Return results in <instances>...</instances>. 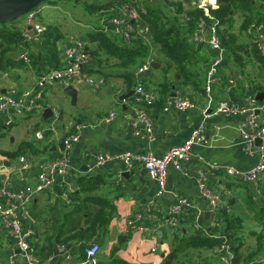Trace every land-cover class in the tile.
Segmentation results:
<instances>
[{
  "label": "crops",
  "instance_id": "crops-1",
  "mask_svg": "<svg viewBox=\"0 0 264 264\" xmlns=\"http://www.w3.org/2000/svg\"><path fill=\"white\" fill-rule=\"evenodd\" d=\"M110 1L112 0H80L77 3L61 0L57 5L50 2L42 5V8L50 7L56 11L50 15L49 20H43L42 18L39 20L45 24H55L60 27L65 35V39L59 43L63 52L66 47L78 41L82 42L86 49L94 48L96 43L89 41L86 34L99 23V16L98 13H89L85 9V4L86 2L101 4L109 3ZM261 7L264 13V3L261 4ZM111 12L115 14L121 11L118 7H113ZM236 17H238L239 25L236 26L237 22L235 20L234 32L240 37L241 42H251L252 37L250 35L240 32L242 16L238 14ZM24 20L25 17H22L13 23L18 27H23ZM259 24H263L262 32H264V19ZM25 33L26 31H24V36L30 38ZM240 34H243L244 37L241 38ZM212 55L213 52L211 51ZM117 62L118 60L112 57L106 64L107 71L112 73V75L108 76L94 71L98 67L97 61L94 59H90L88 63L83 65L82 71L87 76L92 77L97 82L96 85H92L85 80L75 79L68 83L54 80L41 86L39 85V79L42 76L40 77L31 66L12 69L9 72L0 70L1 93L11 95L17 99H27L28 101L35 99L39 94L40 102L45 105V108L50 107L53 112L54 110L59 111V118L55 121L53 127L51 126L54 117L53 113L45 117L44 110H34L16 116H10L9 114L0 115V150L15 152L25 142L38 146L37 149L39 150L38 154H34L32 149H27L26 153L21 155L25 156L29 162L31 166L29 171L21 169L20 157H8L0 153V190L7 188L20 191L27 186L36 184L39 168L60 156L64 145L63 139L75 133L77 126L80 125L82 126L79 130L80 139L73 144L69 153L72 165L71 173L58 177L50 190L37 194L31 204V214L34 205L39 206L43 210L42 213L46 215L50 199L52 202L57 200L58 197L62 200H67L66 191L75 188L78 177L91 173L100 174L106 181L102 193L113 192L111 196L115 198L118 210L117 216L108 226L104 236L97 239V243L100 244V250L93 261L95 262L96 258L98 259L99 257L103 261H107L110 257L111 247L117 242L118 237L120 235H129L128 241L118 252L121 258L131 263L159 264L165 256L163 254H166L167 249L170 248L172 235L169 234L166 239L162 237V240L159 241L160 246L153 250L154 246H156V241L144 232L138 230L129 231L130 227L127 224V219L135 212L146 210L150 204H153L157 211L166 213L167 209L176 202L178 196L188 198L193 202L194 208L198 207L204 211L205 216V212L209 210V204L201 196L198 186L197 172L201 167V163L196 158H193V161L188 166L189 173L187 174L170 166L166 191L171 192L172 195L165 197L158 194V184L149 178L147 170L142 165L137 164L133 169H128L121 162L110 161L100 167H96L85 156V153L121 154L126 151H152L157 155H162L170 147L182 144L195 128L206 122L208 124V134L211 138L210 145H195L193 147L194 154L204 155L205 159L211 164H227L242 170L253 167L258 161V154L250 155L242 148L240 124L244 121L245 115L206 116L204 110L208 108L209 103L206 91L196 89L193 85L185 83L173 85L171 79L172 77L177 78L176 75L178 73L176 72L168 74L172 88L165 97L164 102L161 103L162 105L160 107H147V111L149 110L154 123L155 139L153 141L148 139L144 125H140L138 128L139 133H137V129L132 125V120L136 116V106L138 105L134 99L135 92L126 99H122V96L129 93L132 89L135 90L139 77L138 69L141 64L134 68L135 70L133 71L124 70L127 74L134 76L135 85L132 88H128L125 77L121 74L122 69L116 66ZM155 62L160 65L156 68L151 67L139 75L142 79V76L147 77L143 80L144 87L155 93V101L158 102L162 94V88L159 84L164 82L165 75L163 69H161L162 63L158 60ZM230 66V59L227 57L221 68L222 73H229ZM247 71L260 85V89L257 92L264 91V66L251 57L248 60ZM234 74L235 77H238L235 86V88H238L239 80L243 79L242 82H245L246 77L243 78L236 71ZM204 77L203 87L206 85L207 78L205 71ZM100 79H103L102 83L99 82ZM67 84H73L78 88L76 104H73L71 98L63 91L64 86ZM27 93L29 94L27 95ZM175 95H185L192 98L196 103L195 108L181 110L169 103L168 97ZM223 96L224 94L220 91L219 85H215L211 94L213 99L212 108L217 104L218 99ZM260 102L264 103V100ZM111 112H115V117L111 120H106ZM85 124L86 126L83 127ZM38 132L43 133V138L38 139ZM85 166L88 170H84ZM207 171L209 186L223 191L224 196L235 211H244L245 217L249 218V213L252 212L248 210L246 198L251 195L258 202L260 198L257 200V194L261 195V193H264V182H262L261 193H258L254 185L227 176L223 170H215L208 167ZM124 172H127L128 175H124ZM185 211L193 213L194 209L190 208L189 210L187 207ZM34 222L38 223L36 220ZM34 222L24 219L23 226L25 230L33 227L36 233L39 225L34 224ZM202 224L207 226L210 222L203 218ZM191 230H193L192 226L188 228V231ZM40 243V240L36 239V235L31 240V244L34 247L32 255L39 264H82L85 262L76 261L74 258V244L56 246L55 253L41 262L40 258L36 257L35 254L36 248L39 247ZM62 246L65 249L60 251L59 248ZM68 252L71 254V258H68ZM12 259L16 261V264H27L13 237L0 223V264H10ZM214 263L220 264V261L214 260Z\"/></svg>",
  "mask_w": 264,
  "mask_h": 264
},
{
  "label": "trees",
  "instance_id": "trees-1",
  "mask_svg": "<svg viewBox=\"0 0 264 264\" xmlns=\"http://www.w3.org/2000/svg\"><path fill=\"white\" fill-rule=\"evenodd\" d=\"M60 1L46 0L44 3L51 2L57 5ZM66 1L80 2V0ZM193 1L196 0H142V3H139V0H112L101 4L86 2L85 9L89 13H98L99 16V23L86 34L89 41L96 43V47L86 49L90 59L97 61L98 67L94 71L104 76L112 75L107 71L106 64L114 57L118 60L116 66L122 69L121 74L125 77L127 87L132 88L135 85L134 76L127 74L124 70H135L134 68L153 54L152 47L145 38L135 37L126 40L112 31H105L102 25L103 19L106 23L110 17H116L111 12L113 7L122 8L124 5L132 4L141 14L140 6L146 9L142 17L149 28L148 36L153 40V47L156 48V53H159L155 59L162 63L161 69L165 75L164 82L159 84L162 88L160 99L158 102L154 101L148 108L162 105L161 103L171 91L168 74L173 72L180 75L179 79L172 77L173 85L185 83L193 85L196 89L205 90L204 71L206 72L211 58V50L192 40V35L201 19L205 20L207 26L214 20L217 21L218 33L231 64L229 73L223 74L224 82L229 76L237 79L235 71L243 78L246 77L245 82H242L243 79L239 80L238 88H232L230 92L232 99L237 101L242 99L240 95H254L260 89V85L247 71L248 60L252 57L264 66V53L261 52L258 42L248 30L254 22L258 23L264 19L261 7L264 0H218V7L210 9V16L213 18L207 15L204 9L193 5ZM238 14L242 16L240 32L250 35L251 42H241L240 37L234 32ZM38 19L41 20L40 16ZM46 25L47 30L39 37V41H34L33 38L24 36V26L18 27L13 22L0 23V70L2 72L31 66L41 77L64 66L63 51L59 43L65 39V35L59 26ZM24 50L27 51V59L21 56ZM142 77V80L147 78ZM37 147L30 142H25L15 152L0 150V153L8 157H20L26 153L27 149H32L34 154H38ZM105 184L106 181L100 174H85L78 177L74 189L66 191L67 200H62L60 197L54 202L49 200L46 215L42 213L43 210L39 206L32 207V215L39 223L34 222L39 225L38 229L35 227L36 239L41 242L38 248L36 245L35 254L41 262L55 253L56 246L68 244H74L73 256L76 261L87 260L86 248L104 236L108 226L117 216L115 198L111 196L113 192L102 193ZM263 195L264 193L257 194V200L260 198L258 202L249 195L246 203L248 210L254 214V218L259 223L263 222L264 225ZM233 209L230 203L227 207H222L219 218L211 230L208 226L194 228L195 216L190 211L181 213L177 226L162 228L163 234L160 239L162 240V237L166 239L171 234L172 240L170 248L167 249L159 264H194L196 262L215 264L214 260L220 261L218 249L225 239L233 244L232 250L235 252V257L232 264L255 262V264H262L261 259L264 257L262 235H259L261 242L257 250L244 256L240 251L243 245L242 238L238 234L242 220L237 218ZM162 217L166 218V215L162 214ZM191 226L193 230L188 231ZM128 239L129 235H120L111 247L107 261L99 257L95 262L91 260L89 264H153L131 263L121 258L118 252ZM257 256L260 257L257 258ZM220 264L224 263L220 261Z\"/></svg>",
  "mask_w": 264,
  "mask_h": 264
},
{
  "label": "built area",
  "instance_id": "built-area-1",
  "mask_svg": "<svg viewBox=\"0 0 264 264\" xmlns=\"http://www.w3.org/2000/svg\"><path fill=\"white\" fill-rule=\"evenodd\" d=\"M142 3V0H139ZM193 5L204 9L207 15L210 16V9L218 7V0H196L193 1ZM142 14L146 13V9L140 6ZM120 13H115L116 17H110L105 23L104 19L102 24L105 31H112L120 37H124L126 40H130L135 37H142L146 39V42L152 47V55L148 57L138 69V81L135 88V102L136 116L132 120V125L137 129L140 125H144L147 137L150 141L155 139L154 136V123L152 117L147 111V107L155 101V93L147 90L144 87L143 80L139 74H142L152 67V63L156 61L157 55L156 48L153 47V40L148 36L149 28L142 17L141 12L135 5H124L119 8ZM39 9L33 10L26 14L24 20V26L26 36H30L28 29L32 28L34 41H39V37L47 30V25L38 19ZM211 17V16H210ZM213 18V17H211ZM209 25V24H208ZM263 24L254 22L248 32L258 42L261 52L264 53V32H262ZM193 42L197 44H203L210 48L213 52L209 63L206 68V85L205 91L208 95V108L204 110L206 116L210 115H245L244 121L240 124V134L242 139V148L248 154H258L257 163L247 169L242 170L235 168L227 164H211L205 159L202 154H194L193 147L195 145L209 146L210 136L208 134V124L206 122L201 123L197 128L193 130L191 135L179 145H174L165 151L162 155H157L152 151L145 152H131L126 151L121 154L112 153H94L86 152L85 156L94 163V166L100 167L106 162L118 161L121 162L126 168L133 169L137 164L142 165L148 173L151 180L158 184V194L164 195L167 186V178L169 167L173 166L179 171H183L186 174L189 173L188 166L193 158H196L201 167L198 170V186L201 196L208 201V209L211 212L210 224L207 225L211 230L215 226L216 220L219 218V211L222 207H227L228 202L224 196L223 191L213 189L208 184V171L207 168L215 170H223L227 176L234 177L245 183L254 185L258 193H261V187L264 177V103H261L254 95L242 96V99H232L230 92L232 88H235L237 79L229 76L224 82L222 66L227 58L226 48L222 45L221 37L218 33L217 21L207 26L205 20L201 19L198 23V28L192 35ZM21 56L27 59V51L24 50ZM90 60V54L86 51L84 44L80 41L75 42L71 46L65 48L63 52L64 66L61 69L51 71L44 74L39 79V85L43 86L48 82L54 80H60L65 83L72 82L75 79L85 80L92 85H96V81L87 76L82 67ZM100 83L103 79L99 80ZM215 85H219L220 91L224 94L223 97L218 99L217 104L212 108L213 99L211 94ZM29 93H27L28 95ZM241 96V95H240ZM40 95L38 94L35 99L28 101L27 99H17L11 95L0 92V115L9 114L10 116L22 115L26 112H32L34 110L45 109V105L40 102ZM169 103L175 105L181 110L195 108V101L185 95H175L168 97ZM212 108V109H210ZM52 127L55 121L59 118V111L53 112ZM115 117V112L106 118L111 120ZM83 125V127H85ZM82 126H77L75 133L66 136L63 139V148L60 152V156L52 160L46 165H42L37 171V182L34 185L27 186L23 190L14 191L11 189L3 188L0 190V223L10 233L16 242L18 248L21 250V254L26 259L27 264H39L35 258H33L34 247L31 244V240L35 235L33 227L25 230L23 226V220L28 219L32 222L35 221L31 214V204L37 194L50 190L58 177L69 175L72 171V165L70 161V150L75 142L80 139L79 130ZM38 139L43 138V133H37ZM259 141V142H258ZM19 161L21 163V169L29 171L31 166L25 156H20ZM260 195V194H258ZM190 210L194 209L192 213L195 216L194 228H206L202 224L204 218V211L200 208H194L193 202L184 196H178L175 203H173L166 211L161 213L155 209L153 204H150L149 208L144 211L135 212L127 219V224L130 227L129 230H138L151 236L156 241V246L153 250H156L160 246L162 228L164 226L175 227L179 224V215L185 211V208ZM166 215V218L162 217ZM233 244L228 239L222 241L219 247V258L224 264H232L235 257V252L232 250ZM60 251L64 250V246L59 248ZM100 250V244L94 242L90 247L86 248L87 260L82 264H88L89 261H93V258ZM68 258H71V254L67 253ZM261 263L264 264V257L261 259ZM10 264H16V261L12 259ZM194 264H203L196 262Z\"/></svg>",
  "mask_w": 264,
  "mask_h": 264
},
{
  "label": "water",
  "instance_id": "water-1",
  "mask_svg": "<svg viewBox=\"0 0 264 264\" xmlns=\"http://www.w3.org/2000/svg\"><path fill=\"white\" fill-rule=\"evenodd\" d=\"M46 0H0V23H8V22H14L22 17H24L29 12L36 10L40 7L42 3H44ZM30 30L29 35H33L31 26L28 27ZM160 64L158 62H153L152 67L156 68ZM177 78H180V75H176ZM63 91L66 95H68L73 104L77 103L78 100V88L75 87L73 84H67L64 86ZM135 92L134 89H132L129 93L122 96V99H126L133 95ZM256 98L259 101L264 100V91H259L256 93ZM53 111L52 108L47 107L44 109V116L48 117L52 115ZM259 142V141H258ZM84 170H88V168L85 166ZM36 173V171H34ZM124 175H128L127 172H124ZM264 182V177H263ZM171 194V192H164V196L167 197ZM172 195V194H171ZM211 212L210 210L205 212L204 218L208 221L211 218ZM165 255V254H163Z\"/></svg>",
  "mask_w": 264,
  "mask_h": 264
},
{
  "label": "rangeland",
  "instance_id": "rangeland-1",
  "mask_svg": "<svg viewBox=\"0 0 264 264\" xmlns=\"http://www.w3.org/2000/svg\"><path fill=\"white\" fill-rule=\"evenodd\" d=\"M48 3L49 2H46V3H43L42 5H46ZM42 5H40V7L38 8L39 9V16L43 20H49L50 15L52 13H54L56 10H54L50 7L42 8ZM236 22H237L236 26H238L239 25L238 17H236ZM240 36H241V38L244 37L243 34H240ZM51 126H52V124H51ZM227 202L229 203L228 200H227ZM235 212L237 214V218H240L242 220V222H240L241 227L238 230V234L242 238V244H243L240 247V251H242L243 255L246 256L251 251L257 250L258 246H260L261 241L259 240V235L261 234L262 238L264 239V225H263V222L259 223L254 218V214H252V213L248 212L249 218H247V217H245V214L243 213L244 211L241 212L240 210H237ZM259 257L257 256V258H259ZM255 263H253V264H255Z\"/></svg>",
  "mask_w": 264,
  "mask_h": 264
},
{
  "label": "clouds",
  "instance_id": "clouds-1",
  "mask_svg": "<svg viewBox=\"0 0 264 264\" xmlns=\"http://www.w3.org/2000/svg\"><path fill=\"white\" fill-rule=\"evenodd\" d=\"M213 3H214V0H213Z\"/></svg>",
  "mask_w": 264,
  "mask_h": 264
}]
</instances>
